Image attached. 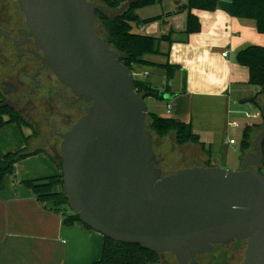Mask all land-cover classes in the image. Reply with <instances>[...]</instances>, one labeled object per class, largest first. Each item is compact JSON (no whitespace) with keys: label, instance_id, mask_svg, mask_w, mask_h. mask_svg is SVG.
Listing matches in <instances>:
<instances>
[{"label":"water","instance_id":"95a60500","mask_svg":"<svg viewBox=\"0 0 264 264\" xmlns=\"http://www.w3.org/2000/svg\"><path fill=\"white\" fill-rule=\"evenodd\" d=\"M16 1L44 65L90 103L59 134L63 191L81 222L117 243L171 254L177 264L235 241L246 242L243 264H264V125L241 170L214 161L164 175L134 71L95 29L99 13L122 15L133 0L115 12L88 0ZM259 105L264 113L263 99Z\"/></svg>","mask_w":264,"mask_h":264},{"label":"crops","instance_id":"0c3cea01","mask_svg":"<svg viewBox=\"0 0 264 264\" xmlns=\"http://www.w3.org/2000/svg\"><path fill=\"white\" fill-rule=\"evenodd\" d=\"M187 0H164L151 7L135 11L139 21L174 12ZM163 4H166L164 6ZM201 23V31L187 36L188 13L182 12L149 24H133L136 32L160 37L172 33L171 42H161L160 55L149 56L152 65L133 67L136 81L159 90L163 98L146 99L148 113L190 124L200 145L183 148L196 152L192 158L194 167L216 166L228 171L242 169L243 155H234L236 146L241 151L244 113L248 103L260 92L261 87L249 83V69L236 61L237 53L251 45L264 46V34L258 32L253 20L236 18L232 14L231 0H220L214 11L193 10ZM228 57H223V52ZM177 67L171 81L168 69L163 65ZM168 95L170 100H165ZM12 104L3 89L0 101ZM260 95L253 108L261 110ZM170 106V113L168 107ZM20 112V111H19ZM263 113V112H262ZM238 122L243 129H233L230 123ZM263 121L253 130V147L261 132ZM251 127V126H248ZM26 134L17 124L9 125L0 132V156L27 148L30 157L20 161L15 174L6 177L5 188L0 192V264H93L102 257L104 236L76 222L64 224V215L44 208L31 188L24 182L50 176H61L60 161L45 145L43 136L33 137V129ZM241 135L239 142L231 145L234 134ZM27 135V136H26ZM26 137H31L29 143ZM229 137L230 140H229ZM169 138V137H168ZM204 146V147H203ZM242 153V151H241ZM234 156V158L232 157ZM187 162V161H186ZM264 172V168H263ZM68 215L70 213H67Z\"/></svg>","mask_w":264,"mask_h":264},{"label":"trees","instance_id":"16d2710c","mask_svg":"<svg viewBox=\"0 0 264 264\" xmlns=\"http://www.w3.org/2000/svg\"><path fill=\"white\" fill-rule=\"evenodd\" d=\"M101 1L105 8L115 12L118 11L123 4L131 0ZM163 1L164 0H133L128 11L122 15L114 17L102 13L97 15V19H99L105 27L106 38L102 39L111 49L119 53L122 64L128 68L133 69L135 65H152L153 63L148 60V57L160 55L159 46L161 42L170 43L172 36V33L160 37L147 36L140 32H136L133 28V24H149L162 20L165 17L168 18L182 12H187L188 19L185 34L189 36L201 31L200 20L193 14V10L214 11L220 2V0H187L186 4L180 5L174 12H168L163 16L139 21L135 11L154 6ZM231 2L232 14L234 17L255 21L258 32L264 34V0H231ZM131 11H134V16L133 18H128ZM236 61L239 65L249 69V83L253 86L261 87V92L254 99L250 100V102L256 103V99L264 94V46L251 45L240 50L237 53ZM163 67L168 69V80L171 81L173 72L177 67L169 64H165ZM136 92L144 97L145 100L149 97L158 99L163 98L159 90L139 81H136ZM13 124L31 127L25 116L3 98L0 101V132L6 126ZM263 125L260 126V131L263 130ZM147 127L153 135L160 138L174 135L176 145L178 146L201 144L199 137L194 134L192 126L176 119L162 118L156 114L148 113ZM255 128V126H251L244 130L241 142L243 158L253 152L252 132ZM35 136L36 133L33 134V137ZM25 139L26 142L29 143L31 137H26ZM31 155H33V153H29L27 148H24L0 156V192L5 188L6 177L15 174L16 165ZM207 166L209 167L210 163ZM60 168L62 169L61 160ZM258 168L264 174V162ZM24 183L32 189L38 202L44 208L64 215V224L66 226H70L76 222L82 223L79 216L69 210L68 199L63 191L62 175L34 179ZM67 213L70 214L68 215ZM85 227L92 230L86 225ZM160 262L161 254L151 252L142 245L117 243L104 237L102 257L93 264H159Z\"/></svg>","mask_w":264,"mask_h":264},{"label":"flooded vegetation","instance_id":"af4514ba","mask_svg":"<svg viewBox=\"0 0 264 264\" xmlns=\"http://www.w3.org/2000/svg\"><path fill=\"white\" fill-rule=\"evenodd\" d=\"M13 6V0H0V86L7 95L14 97L12 101L21 104L20 113L37 135L49 134L45 145L54 147L56 139L61 141L59 134L69 131L74 125H70L71 121L82 118L90 103L74 96L44 65L43 53L29 36L23 14L11 19ZM68 126L71 128L67 130ZM229 246L215 245L210 253L190 263L222 264L221 260L229 256V252H225Z\"/></svg>","mask_w":264,"mask_h":264},{"label":"rangeland","instance_id":"374dc122","mask_svg":"<svg viewBox=\"0 0 264 264\" xmlns=\"http://www.w3.org/2000/svg\"><path fill=\"white\" fill-rule=\"evenodd\" d=\"M13 1H14V6H13V11H11V19H18L19 13H22V12L19 11L17 1L16 0H13ZM88 1L100 4L103 6L101 0H88ZM9 16H10V14H9ZM22 17H24V15H22ZM95 28H96V32L98 33V35L101 38L105 39L106 38L105 27L103 26V24L100 22L99 19L96 20ZM0 89H2L1 86H0ZM7 96L9 99L14 98V97L11 98V96H9V95H7ZM13 104L16 105L17 107L21 106L20 103L14 101V100H13ZM254 110L255 109H253V110L251 109L250 111L254 112ZM73 120L71 121L70 125H73L77 122V119H73ZM41 122L43 125L44 122L43 121H41ZM21 128H22V131H21L22 135L24 134L23 130L26 134H29V132H28L29 128H27L26 126H21ZM67 128H71V126L66 127V129ZM33 132L35 133V131H33ZM234 135L235 136L232 138L234 140H236V142H239L241 135H239V133L234 134ZM42 136H43V140H45L49 137V134L48 133L42 134ZM168 137L160 138V137L154 135V151L158 155V158H160V160H162L161 168L164 170L165 175L173 174L180 169L193 168L194 166H196V162L192 158V156H194V153L196 151L192 148H191V150H189V149H184L183 148L184 146L176 145L174 135H169ZM230 138L231 137H229V140H230ZM55 142H56V144L51 151H54L53 152L54 157L60 161L61 160V152H60L61 141L59 139L58 140L56 139ZM189 145H194V144H189ZM237 145L238 144H236V146H234V147L233 146H231V147L236 148L237 152H233L234 155H239L241 157L242 153L238 149ZM232 157L234 158V156H232ZM234 249H235V251L233 252ZM245 249H246V242L242 241L240 243L230 244V246L227 247L225 250V252L226 251L229 252V256H227V258L221 260L222 264H243V261L245 258ZM159 264H177V262H176V259L173 255L162 254L161 255V262Z\"/></svg>","mask_w":264,"mask_h":264},{"label":"built area","instance_id":"2783aa9c","mask_svg":"<svg viewBox=\"0 0 264 264\" xmlns=\"http://www.w3.org/2000/svg\"><path fill=\"white\" fill-rule=\"evenodd\" d=\"M138 30L141 32L144 30V26L143 25H138ZM229 53L228 52H223L222 53V56L223 57H228ZM248 107H249V110L246 111L244 113V119L247 121V124L245 125L244 129L247 128L248 126H252V125H255L256 123L260 122V121H263V113L261 110H254L253 111H250L251 109L253 110L254 106L252 103H248ZM170 106L168 107V112L170 113ZM230 127L233 128V129H243V125H241L240 123L238 122H232L230 123ZM237 142L236 140L232 139L230 141V144L231 145H235Z\"/></svg>","mask_w":264,"mask_h":264}]
</instances>
